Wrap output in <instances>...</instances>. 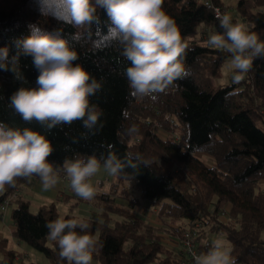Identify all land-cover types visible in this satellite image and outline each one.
Segmentation results:
<instances>
[{
    "label": "trees",
    "instance_id": "1",
    "mask_svg": "<svg viewBox=\"0 0 264 264\" xmlns=\"http://www.w3.org/2000/svg\"><path fill=\"white\" fill-rule=\"evenodd\" d=\"M205 0H164L163 8L175 20L182 38L189 39L185 67L189 75L178 80L156 99L132 95L124 69L129 62L120 55L116 41L108 35V20L99 11L100 23L84 31L73 45L81 63L102 88L90 97L103 115L97 134L82 138L87 130L80 121L48 131L35 121L26 123L9 106L20 87H37L39 72L31 57L20 58L22 83L14 73L0 69V121L11 127H29L51 140L54 151L49 162L62 165L65 158L95 154L101 160L109 152L131 161L115 177L110 191L99 192L88 203L101 211L82 217L91 224L90 234L99 245L95 264H180L174 251L161 244L160 231L171 224L189 227L197 223L199 252L211 246L201 244L205 228L225 236L233 247L236 264H264V58H256L239 84L231 76L220 82L221 66L230 54L207 44L211 33H223ZM241 22L264 41V0H207ZM234 12V13H233ZM38 23L48 31L62 28L71 40L76 29L52 17H41L38 0H0V48L15 53L14 41L29 34L28 25ZM127 113V117L125 116ZM136 125L138 132L127 129ZM167 132L165 139L156 129ZM198 154L209 160L207 164ZM26 181L0 191V204L13 196ZM137 192L138 197H129ZM125 199L127 204L115 202ZM144 200L155 208L162 227L136 215L135 206ZM86 201V200H85ZM146 206V207H147ZM226 216H221L223 208ZM111 214L122 217L115 219ZM15 225L13 236L42 253L48 264H67L59 258L58 245L48 238L46 223L60 216L55 202L30 210L29 201L17 196L10 210ZM18 252L0 238V264L17 262Z\"/></svg>",
    "mask_w": 264,
    "mask_h": 264
},
{
    "label": "clouds",
    "instance_id": "2",
    "mask_svg": "<svg viewBox=\"0 0 264 264\" xmlns=\"http://www.w3.org/2000/svg\"><path fill=\"white\" fill-rule=\"evenodd\" d=\"M41 17H52L60 24L70 25L76 31L71 40L62 28L46 30L40 24H29V34L9 47L0 48V69L11 71L15 78L27 83L20 67V58L31 57L39 72L37 87H20L10 97L9 106L26 123L35 121L51 131L80 121L87 130L82 138L95 135L102 110L90 103L102 88V83L85 69L73 41H79L84 31L100 23L99 11L106 13L108 35L116 41L120 55L129 62L124 69L132 95L156 99L176 82L190 73L185 67L189 39L182 38L180 28L163 8L164 0H38ZM223 33H213L207 44L230 54L228 68L231 80L239 84L251 70L256 58H264V41L248 26L233 22L229 14L218 15ZM127 117V113L125 112ZM127 132H138L131 125ZM54 151L51 140L29 127H11L0 121V191L5 186L15 187L18 179L31 182L38 177L43 190L54 188L67 179L76 196L86 201L99 193L91 183L101 170L109 176H120L126 167L135 165L122 161L109 152L102 160L95 154L65 158L62 165L49 162ZM63 174V175H62ZM48 238L59 248V258L67 264H93L98 238L90 234L91 224L83 218H57L46 223ZM231 242L222 236L211 241L207 252L193 253L194 264H236Z\"/></svg>",
    "mask_w": 264,
    "mask_h": 264
},
{
    "label": "crops",
    "instance_id": "3",
    "mask_svg": "<svg viewBox=\"0 0 264 264\" xmlns=\"http://www.w3.org/2000/svg\"><path fill=\"white\" fill-rule=\"evenodd\" d=\"M232 4H233L232 6L234 7L235 2H232ZM229 76H231V75H229ZM111 183H108V185H106L107 183L102 181L95 186H98L99 192L107 193L110 191ZM261 184L264 185V180H262ZM262 188H264V187H262ZM17 196H21L22 198L28 200L30 206H31L32 202H34L35 203L34 208L38 209L39 206H41L43 204H49L53 201L56 202L58 199H61V198L65 199V201H70V199H72L73 197H76V194L72 190L70 182L68 180H60L59 183L54 188L45 191L42 188V185H41L39 178L33 177L31 182L26 180L17 189V191L15 192V195L12 198V201L10 202L8 209L6 211L0 210V238L1 237L7 238L9 247L15 249L18 252L17 257H16L17 262L33 263V264H48V262L47 263L39 262L38 259H40V257H39V255H37L33 251L34 249L32 247L31 248L33 250L30 249L28 247V245H26L25 242L19 241L13 236V231L15 229V225H14V223L10 217V210L12 207V202ZM49 201H51V202H49ZM115 202L121 203L122 205L127 204L126 200L121 199V198H115ZM138 204L135 206L134 210H136L135 211L136 215L140 218H142V213H140L141 211H143V210L146 211L147 209H152V208H149L147 206L146 201L138 203ZM140 207H143V208H140ZM32 212H34V211H32ZM90 214L91 213H89V214L86 213V215H84V216H89ZM84 216H82V217H84ZM144 219L149 222V220L147 218H144ZM153 222L154 223L161 222V220L158 218V215H157V219H155ZM150 224H152V223H150ZM153 225H155V224H153ZM155 226H157V225H155ZM160 232H162V231H160ZM30 255L34 256V258H30ZM93 264H95V263L93 262Z\"/></svg>",
    "mask_w": 264,
    "mask_h": 264
},
{
    "label": "built area",
    "instance_id": "4",
    "mask_svg": "<svg viewBox=\"0 0 264 264\" xmlns=\"http://www.w3.org/2000/svg\"><path fill=\"white\" fill-rule=\"evenodd\" d=\"M204 3L208 8H211L213 10L214 17L216 19L218 15L226 14L220 7L213 6L207 0H205ZM10 200H11L10 198L5 199L0 204L1 211H6L8 209L10 205ZM227 211L228 210L226 207L223 208V210L221 211V216L222 217L226 216ZM140 213H142L143 219L144 218L150 219L149 222L152 223V225L155 224L159 228L162 227V222H158V223L153 222L155 219H157L156 209L154 208L147 209L146 211L143 210ZM200 227L201 226L198 225L197 223L185 228L181 227V225L178 224H171L170 231H162L160 232L161 234L159 233L161 237V244L165 248L174 251V255L179 260L180 264H194L193 253H196L197 255L200 254L198 248L199 242L197 241V237L199 235L198 229ZM201 244L203 246H210V242L204 241L203 239H201Z\"/></svg>",
    "mask_w": 264,
    "mask_h": 264
},
{
    "label": "rangeland",
    "instance_id": "5",
    "mask_svg": "<svg viewBox=\"0 0 264 264\" xmlns=\"http://www.w3.org/2000/svg\"><path fill=\"white\" fill-rule=\"evenodd\" d=\"M226 1H227V5L230 7L233 5L232 2H235V0H226ZM229 60L230 59H228L226 62H224L221 66L222 76L219 78L220 82L228 81L227 79H229V77H230L229 75H231V70L228 68V61ZM156 133L158 136H160L163 139H165L167 137V132L163 128H157ZM198 156H199V158L203 159L207 164L210 163L208 158H206L204 155L198 154ZM61 180H67V179H61ZM102 181L107 183L106 185H108V183L115 181V177L109 176L108 173L103 169V167H101V170L92 178L91 183L95 186ZM261 187H264V185L261 184ZM129 197H138V194H137V192H134L133 195L130 193ZM141 201L144 202V200H141ZM49 202H51V201H49ZM34 204L35 203L32 202L30 209L35 212V211H37V209L34 208ZM55 206H56V209L59 212L60 216H64L66 214H69L71 216H74L75 218H82V216L86 215V213L92 214L93 212L95 213L96 211L102 210L100 208H96L92 203H88L87 201L83 200L82 198H80L78 196L73 197L72 199H70V201H65V199H63V198L58 199L55 202ZM140 208H143V207H140ZM111 216L114 217L115 219H121L122 218V217L115 215V214H111ZM148 220H150V219H148ZM218 236H222L225 238L224 235L219 234V233L214 232V231H211L209 228H205V232L202 235V239L204 241L210 242V244H211V241L216 239ZM26 245H28V244H26ZM28 247L30 249H32L31 246L28 245ZM33 251L37 255H39V257H40V259H38L39 262H42V263L48 262L47 258L42 253H40L36 250H33ZM30 258H34V256L30 255Z\"/></svg>",
    "mask_w": 264,
    "mask_h": 264
}]
</instances>
